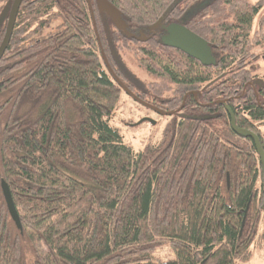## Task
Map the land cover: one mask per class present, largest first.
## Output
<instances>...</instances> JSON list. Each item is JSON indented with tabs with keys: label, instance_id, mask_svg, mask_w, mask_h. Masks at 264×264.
Masks as SVG:
<instances>
[{
	"label": "trees",
	"instance_id": "trees-1",
	"mask_svg": "<svg viewBox=\"0 0 264 264\" xmlns=\"http://www.w3.org/2000/svg\"><path fill=\"white\" fill-rule=\"evenodd\" d=\"M59 1L21 4L0 57V179L21 225L0 190V264L247 261L264 181L253 140L233 131L230 112L264 151V81L253 72L264 0H106L126 31L148 36L116 28L109 55L111 32L97 25L107 61L87 7ZM177 4H199L187 24L211 49L209 64L160 40ZM9 5L0 4V42ZM129 62L149 79L137 80ZM123 89L172 111L158 141L134 149L110 124ZM164 244L173 257H154Z\"/></svg>",
	"mask_w": 264,
	"mask_h": 264
},
{
	"label": "rangeland",
	"instance_id": "rangeland-1",
	"mask_svg": "<svg viewBox=\"0 0 264 264\" xmlns=\"http://www.w3.org/2000/svg\"><path fill=\"white\" fill-rule=\"evenodd\" d=\"M250 1L255 2L256 0ZM261 16H264V8L260 9L254 17V27L257 26L258 20ZM261 47L258 48L260 52L262 51ZM128 68L133 72L137 80L144 83V81L149 79L147 73L143 69H139L133 62H129ZM253 72L257 76L263 77L264 59L262 57L257 60ZM144 117L153 120L154 123L149 120H143L137 123ZM167 118V115H164L154 108L146 106L143 102L135 99L132 94L123 89L120 91L118 105L112 116L109 117V122L119 130L123 140L127 144L134 149H139L149 143H154L161 138ZM262 230H264V210L260 211L258 232L251 243V256L242 264H264V239L260 236ZM26 256L27 258H30V253L27 252ZM153 256L165 260L173 257V254L169 245L164 244L153 251Z\"/></svg>",
	"mask_w": 264,
	"mask_h": 264
},
{
	"label": "water",
	"instance_id": "water-1",
	"mask_svg": "<svg viewBox=\"0 0 264 264\" xmlns=\"http://www.w3.org/2000/svg\"><path fill=\"white\" fill-rule=\"evenodd\" d=\"M97 2H98V5L107 12V14L109 15V17L112 19L114 23H116L120 27H123V23L119 19L118 13L113 6H111L106 0H97ZM18 3H19V0H14L13 4H11L10 6V10H9L7 22H6L5 32L0 42V57L3 54L8 44V41L10 39L16 12L19 6ZM170 27H173V29L170 30L167 36L163 37L162 39L163 43L169 46H174V47L182 49L184 52H186L187 54H189L190 56L198 60L201 64L206 65L211 62L210 49L202 38H200L195 33L185 29L182 26L172 25ZM139 39H145V38L143 36H140ZM168 113H171V112H168ZM191 117L197 118L194 115H192ZM202 118H207V116H203ZM143 120H149L152 123H154L153 120H150L145 117L141 118L137 123ZM230 126L234 132L242 134V135H248L249 137L252 138L257 154L260 158L262 174H263V181H264V151L261 148L257 135L248 129L237 127L234 122V118L231 112H230ZM0 189L3 195V198L6 202L9 213L11 214L17 228L21 229L17 211L13 205L7 183L5 182L3 178L0 179ZM263 204H264V193H263Z\"/></svg>",
	"mask_w": 264,
	"mask_h": 264
},
{
	"label": "flooded vegetation",
	"instance_id": "flooded-vegetation-1",
	"mask_svg": "<svg viewBox=\"0 0 264 264\" xmlns=\"http://www.w3.org/2000/svg\"><path fill=\"white\" fill-rule=\"evenodd\" d=\"M13 1L14 0H0V4H10L9 5V8H8V11H7V16H6V19H5V26H4V30H3V32L5 31V28H6V22H7V17H8V13H9V10H10V6H11V4H13ZM51 2H52V4H61L60 3V1L59 0H51ZM19 6H18V9H19V7L21 6V4H37V0H19ZM67 4H84L86 7H87V9H88V12H89V14H90V21H91V25H92V28H93V31H94V34L96 35V39H97V41H98V44H99V52H100V54H104L103 55V57H104V59H105V61H107L106 60V58H105V52H104V50L103 49H101V41H102V38L101 37H103V39H105V37H104V34H102L101 36H100V34H99V32H98V29H97V25H99V27H100V29H103L104 30V33L106 34L108 31L107 30H110V32H111V39H110V42H109V44H106L105 43V46H106V49H107V53L109 54V55H114L115 53H116V49H117V43H116V41H115V39H114V35H113V33L114 32H116V28H119V29H121V30H123L127 35H129V37H131V38H133V39H136L137 41H145L146 39H147V35H144V34H138V35H134V34H131L130 32H128V31H126L125 30V28H126V24H125V22L119 17V15H118V17H119V19L122 21V23H123V27H120V26H118L116 23H114L113 21H112V19L109 17V15L107 14V12L103 9V8H101L99 5H98V2H97V0H67ZM94 4H95V6H94ZM110 4V3H109ZM186 5H189L188 7H186ZM112 6V5H111ZM97 8H99V9H101L105 14H106V16L108 17V20L107 19H104V21L102 22L101 21V16H99V11L97 10ZM262 8H264V2H263V6L260 8V9H262ZM18 9H17V12H18ZM198 9H199V4H177V10H176V16L174 17L175 18V21H171V20H168L166 23H165V25L164 26H161L160 27V32H161V35H160V40L162 41V39H163V37L164 36H167L168 34H169V32H170V30L171 29H173V27H170V26H172V25H179V26H182V27H184L185 29H187V30H189V31H191V32H193L192 30H191V28L189 27V25L187 24L188 22V20H190V19H192V18H194V17H196L197 16V14H198ZM260 9H259V11H260ZM117 11V10H116ZM17 12H16V14H17ZM118 13V12H117ZM63 16H66V14H64ZM16 17V16H15ZM196 19V18H195ZM54 20H57V19H54ZM110 22V23H109ZM102 24H103V26H102ZM48 28V27H47ZM46 28V29H47ZM49 29V28H48ZM194 33V32H193ZM4 34V33H3ZM140 36H143L145 39H139V37ZM198 36V35H197ZM200 37V36H199ZM3 38V37H2ZM200 38H202V37H200ZM203 39V38H202ZM204 41H205V39H203ZM105 41H106V39H105ZM162 43H163V41H162ZM205 43H206V41H205ZM163 45L165 46V47H168V48H171V49H175L176 51H179L180 53H183V54H185V55H188V56H190L189 54H187L186 52H184L182 49H180V48H177V47H174V46H169V45H167V44H165V43H163ZM206 45H207V43H206ZM208 46V45H207ZM209 47V46H208ZM262 48V51H264V46L263 47H261ZM210 49V48H209ZM257 51V50H256ZM210 53H211V49H210ZM259 54V51L257 52V55ZM190 57H192V56H190ZM260 57H262L263 59H264V53H261L260 54ZM259 57V58H260ZM258 58V59H259ZM257 59V60H258ZM257 60L255 61L256 63H257ZM198 61V60H197ZM199 62V61H198ZM107 63V62H106ZM108 65V64H107ZM260 78H261V81H259V80H257V79H254V81L256 82V83H258V85L260 86L261 84H262V81H264V75H263V77L262 76H260ZM118 82H119V84L121 85V87H124V88H126V86L122 83V82H120L119 80H118ZM263 90H264V88H263ZM128 93H130V94H132V92L131 91H129ZM187 95L188 94H192V95H194L195 96V94H196V92L195 91H188L187 93H186ZM185 94V95H186ZM133 96V95H132ZM220 102H222V100H219ZM147 106H149V107H151V108H154V109H156V110H158V111H160L161 113H163V114H169L170 115V113H168V112H171L172 113V111H165V110H161V109H159L158 107H155L154 105H151V104H149V103H146V102H144ZM200 103H202V102H200ZM204 104H209L208 102H203ZM179 115L180 116H187L188 114H184V113H179ZM261 235H262V238H264V230H262L261 231Z\"/></svg>",
	"mask_w": 264,
	"mask_h": 264
}]
</instances>
